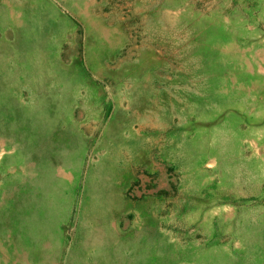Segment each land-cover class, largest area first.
Segmentation results:
<instances>
[{
  "label": "rangeland",
  "instance_id": "rangeland-1",
  "mask_svg": "<svg viewBox=\"0 0 264 264\" xmlns=\"http://www.w3.org/2000/svg\"><path fill=\"white\" fill-rule=\"evenodd\" d=\"M0 264H264V0H0Z\"/></svg>",
  "mask_w": 264,
  "mask_h": 264
},
{
  "label": "crops",
  "instance_id": "crops-1",
  "mask_svg": "<svg viewBox=\"0 0 264 264\" xmlns=\"http://www.w3.org/2000/svg\"><path fill=\"white\" fill-rule=\"evenodd\" d=\"M56 166V165H55ZM54 167V166H53ZM54 172H55V170L53 169V172H52V174L50 175L51 177H50V179H52L51 181H53V183L52 182H50V184H51V186H53V191H55V189H56V187H57V183H56V174H54ZM71 187H72V185H70ZM88 186L89 187H91L92 186V184H88ZM59 187H60V184H59ZM103 193H106L105 192V190H103L102 191ZM64 198V197H63ZM65 200H66V198H65ZM34 218H37V217H34ZM50 218V217H49ZM30 225H32V226H35V224H33V223H31ZM36 237V240H37V242H39V243H42V242H44L45 240L43 239V234H39V235H36L35 236Z\"/></svg>",
  "mask_w": 264,
  "mask_h": 264
}]
</instances>
